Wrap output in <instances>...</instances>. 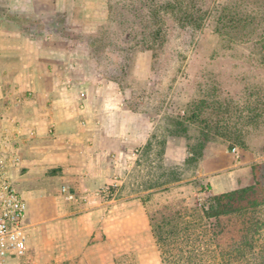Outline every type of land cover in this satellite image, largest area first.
<instances>
[{"label":"crops","instance_id":"1","mask_svg":"<svg viewBox=\"0 0 264 264\" xmlns=\"http://www.w3.org/2000/svg\"><path fill=\"white\" fill-rule=\"evenodd\" d=\"M21 1L51 4L67 19L75 7ZM38 32L0 27V154L21 159L13 173L28 206L24 262L163 264L146 201L158 185L135 177L156 159L160 115L129 105V91L89 51L50 27ZM166 143L163 155L178 160L181 148ZM115 182L110 196L98 194Z\"/></svg>","mask_w":264,"mask_h":264},{"label":"rangeland","instance_id":"2","mask_svg":"<svg viewBox=\"0 0 264 264\" xmlns=\"http://www.w3.org/2000/svg\"><path fill=\"white\" fill-rule=\"evenodd\" d=\"M107 1L75 0L70 19L65 10L51 4L28 8L21 0H0V11L40 20V24L20 26L37 32L50 27L55 39L61 36L71 47L89 51V41L106 23ZM249 1L206 0L207 18L201 29L172 25L169 38L154 50L143 49L139 38L121 34L119 38L112 33L120 46L96 53L108 77L129 91V105L160 115L154 132L160 141L156 159L148 158L147 169L135 173L137 181L158 185L146 197L156 220L190 212L210 194L252 184L264 190V3L257 6ZM229 3L238 4L241 13L254 21L256 16V22L247 26L255 27L249 38L218 31V11ZM2 17L0 27H17ZM63 22L66 30L54 32ZM117 28L112 22L110 30ZM196 111H202L200 118ZM167 141L181 148L178 160L163 155ZM257 239L255 254L247 256L253 264L264 263V229ZM247 258L234 264H250ZM173 261L201 264L196 258L177 262L174 257ZM203 264L231 262H219L209 255Z\"/></svg>","mask_w":264,"mask_h":264},{"label":"trees","instance_id":"3","mask_svg":"<svg viewBox=\"0 0 264 264\" xmlns=\"http://www.w3.org/2000/svg\"><path fill=\"white\" fill-rule=\"evenodd\" d=\"M205 2L206 0H108L106 23L101 26L103 28L100 33V30L95 32L98 34H95L94 40L89 41V52L96 57L97 52H109L120 46L112 39V33L119 34V38L120 34L126 37L131 35L132 39L139 38L143 49L154 50L169 38L172 25L201 29L207 18ZM249 2L261 6L264 0ZM239 8L235 3L224 5L218 11L216 21L221 26L217 29L221 33L234 34L237 38H249L255 33V27L247 26L256 22V16L254 21L243 15ZM7 12L3 9L0 15L21 26H33L40 21L31 19L26 14ZM112 22L119 27L115 32L110 30ZM65 26L63 22L61 32L66 30ZM121 27L127 28L121 30ZM96 58L100 60L99 57ZM201 114L202 111H196V118H200ZM198 210L201 211L199 214ZM151 225L161 249L163 264L175 263L174 257L177 262L183 259L192 262L196 258L203 264L209 255L219 262L229 260L234 264L255 254L257 235L264 229V190L257 184H252L210 194L197 207L191 208L190 212L185 210L170 217L163 215L160 220L151 216ZM184 246L190 248L186 250ZM248 260L250 259L247 258L246 262L253 264Z\"/></svg>","mask_w":264,"mask_h":264},{"label":"built area","instance_id":"4","mask_svg":"<svg viewBox=\"0 0 264 264\" xmlns=\"http://www.w3.org/2000/svg\"><path fill=\"white\" fill-rule=\"evenodd\" d=\"M20 160L12 152L0 154V264H26L28 206L15 186L13 173ZM117 185L106 186L98 194L106 198Z\"/></svg>","mask_w":264,"mask_h":264}]
</instances>
